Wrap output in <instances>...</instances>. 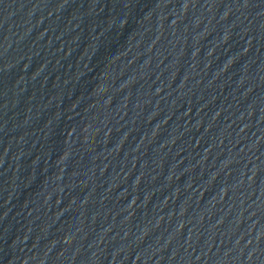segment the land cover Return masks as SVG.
Returning <instances> with one entry per match:
<instances>
[{"label":"water","instance_id":"obj_1","mask_svg":"<svg viewBox=\"0 0 264 264\" xmlns=\"http://www.w3.org/2000/svg\"><path fill=\"white\" fill-rule=\"evenodd\" d=\"M61 0H0V93Z\"/></svg>","mask_w":264,"mask_h":264}]
</instances>
